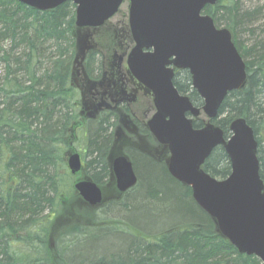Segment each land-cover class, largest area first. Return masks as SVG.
Wrapping results in <instances>:
<instances>
[{"label": "trees", "instance_id": "trees-1", "mask_svg": "<svg viewBox=\"0 0 264 264\" xmlns=\"http://www.w3.org/2000/svg\"><path fill=\"white\" fill-rule=\"evenodd\" d=\"M240 2L218 0L204 13L217 27L231 32L243 24L245 27L258 14L264 15V5L243 11ZM72 7V2H65L39 11L17 0H0V62L5 63L0 77V264H262L255 256L240 254L219 234L212 219L193 200L191 189L175 180L165 165L130 149L126 153L136 168L138 159H146L183 186L185 222L161 233L143 235L148 240L144 244L125 238L110 241V248L102 251L95 247L85 250L83 243L94 236L109 235L114 230L129 232L126 214L137 209L136 205L144 209L162 195L154 188L133 197L147 183L141 177L136 190L123 195L106 189L113 182L106 158L116 115L103 113L97 119H82L80 94L71 81L74 48L67 58L51 59V66L43 67L41 58L52 44L60 55L67 54L65 46L69 43L75 45ZM7 40L9 50L3 47ZM49 42L51 46H46ZM234 42L246 58L247 82L225 98L215 123L228 135L233 119H246L258 141L264 182V41L260 39L252 48L241 46L235 38ZM178 88L186 94L184 87ZM189 96L194 104L201 105L194 90ZM201 123L195 121L194 126ZM80 131L85 150L82 156L91 159L78 178L90 179L103 189L106 200L98 207L81 199L67 167L66 152L77 150L72 143L79 141ZM203 169L218 179L230 174V161L222 147L214 150ZM114 207L118 211L115 216L111 212ZM16 242L25 248L18 250ZM77 245H81L77 251L87 252L85 262L69 253ZM36 250L44 257L36 259Z\"/></svg>", "mask_w": 264, "mask_h": 264}, {"label": "water", "instance_id": "water-1", "mask_svg": "<svg viewBox=\"0 0 264 264\" xmlns=\"http://www.w3.org/2000/svg\"><path fill=\"white\" fill-rule=\"evenodd\" d=\"M17 1L39 11L67 1L75 4L72 76L83 72L89 52L102 55L103 77L88 82V89L94 92L83 100V107L91 111L87 117L118 103L122 77L116 67L123 64L127 80L138 78L153 90L156 112L146 125L164 156L159 157L155 147H148L147 152L164 160L170 175L191 188L194 201L211 217L224 239L240 254L254 255L264 264V183L259 172L258 141L244 118L231 121L228 137L213 122L228 94L242 89L247 79L246 64L230 30L217 28L213 18L202 13L218 0H128L129 23L123 33H130L135 45L126 60L120 41L123 34L110 22L125 0ZM176 69L189 71L192 86L203 99L201 107L174 86ZM122 96L123 101L131 103L129 94ZM201 113L206 117L204 126L195 128L188 114L198 117ZM122 119L126 121L127 117ZM116 135L120 140L116 136L108 161L117 189L124 193L136 185L137 176L124 153L122 131L118 129ZM219 146L231 165L230 174L222 180L202 167ZM66 159L73 175L81 172L82 158L77 151L68 150ZM74 188L91 207L105 203L102 188L90 179L77 180Z\"/></svg>", "mask_w": 264, "mask_h": 264}, {"label": "rangeland", "instance_id": "rangeland-1", "mask_svg": "<svg viewBox=\"0 0 264 264\" xmlns=\"http://www.w3.org/2000/svg\"><path fill=\"white\" fill-rule=\"evenodd\" d=\"M264 5V0H241L240 6L242 7L243 11L244 9L247 10H253L254 8L258 6ZM73 8V14H75V6ZM128 13V4H123L120 9V13L116 15V17L112 18L110 20L115 25V30L118 31L119 34H126L123 33V29L128 25L127 22V16L124 17L122 14ZM232 33L233 39L237 42L241 43V46L246 48H252L255 43L259 44V40L261 39L264 41V15L262 13L258 14V18H255L254 20L249 21L245 27L244 24L241 27L235 28V30ZM73 38V37H72ZM121 45L123 46L124 50H127L130 47L129 41L125 38H120ZM52 42L47 43L46 46H51ZM44 45V46H45ZM70 45V43H69ZM65 46L66 47V53L60 55L58 54L55 46L52 44L53 47L49 48L48 52L44 53L45 55L41 58L43 61V67L47 68L51 66V59L56 60L59 57L67 58L73 48L75 49V45L72 46ZM3 47L5 50L10 49V41H4ZM128 47V48H127ZM127 48V49H126ZM56 56V58H52V56ZM75 55V53H74ZM101 56H95V58L91 61V70L96 71L98 68V62L100 61ZM244 61H246V58H244ZM73 65V64H71ZM5 70V63L0 62V77ZM187 77L186 73H183L179 76V80L182 83V87H186L188 89L187 95L191 94L193 91L191 82H188L185 80ZM137 116L139 117H145V113L143 111H140L137 113ZM222 115L221 117H223ZM205 117V116H204ZM115 129V125L113 127V131ZM79 141L73 142L72 144L75 145L77 150L80 152L82 150L83 153L85 150L84 148V139L82 131L79 133ZM79 145V147L77 146ZM90 157H85L84 165L85 167L88 165V162L90 161ZM140 161H137V173L139 176L147 181L145 185L138 188L137 191L134 193L133 197L135 196H143L147 192L151 191L152 189H157L161 192L162 198H156L152 200L151 202L147 203L144 206V209L141 206H137V209L132 210L128 214H126V226L129 232L126 231H120V230H114L109 235H102L101 237L94 236L90 239H87L83 245L85 250H89L91 247L97 248L99 251H102L104 249H108L111 246L110 241H114L117 239H125V238H134L136 240H139L141 243H146L148 240L143 236L145 234L151 235V234H157L161 233L163 230H167L170 227L173 226H180L185 222L183 218V200L184 197V189L183 186L176 185L169 176L162 170L160 166L154 165V163L151 165V163H145L146 159H138ZM153 165L155 167H153ZM164 165V164H163ZM150 167V168H148ZM147 174V175H146ZM147 176V178H146ZM140 184V183H139ZM139 186V185H138ZM137 186V187H138ZM109 190H114L112 187H108ZM136 190L133 189L132 191ZM126 200V199H124ZM70 207V206H68ZM119 210V209H118ZM112 215L115 216L116 212H118L115 207L111 211ZM111 215V213H110ZM119 215V213H118ZM111 226H100L103 230H111ZM136 231H139L140 235ZM106 232V231H102ZM101 232V233H102ZM135 232V233H134ZM105 236V237H104ZM114 239V240H113ZM81 245H77L76 247L79 248Z\"/></svg>", "mask_w": 264, "mask_h": 264}, {"label": "flooded vegetation", "instance_id": "flooded-vegetation-1", "mask_svg": "<svg viewBox=\"0 0 264 264\" xmlns=\"http://www.w3.org/2000/svg\"><path fill=\"white\" fill-rule=\"evenodd\" d=\"M126 3L128 4L127 1ZM122 16L126 17L127 15L122 14ZM114 17H116V15ZM127 22H128V19H127ZM111 23L113 27H115L113 22ZM129 37H130V33L122 35V38L127 39V41H129V43L131 44L130 47L129 48L127 47L128 49L126 48L127 50H125V53H124L125 60L127 59V56L129 55L130 51L135 45L133 41H130ZM99 39L100 41H102L104 39V35L100 36ZM145 51H151V50L149 49ZM98 55L101 56V54L95 51L88 53L84 61L83 72H80L78 75L75 74V76L73 75L71 78L72 85L76 87L78 93L80 94V98L82 100H86L87 98H90L91 94L94 92V90L90 91L88 89V82L89 81H100L103 77L102 59H100V61L98 62V68L96 69V71H93L90 68L91 61L95 58V56H98ZM91 56H93V59H90ZM116 70L119 76L122 77V78H119L122 84V88H121L122 93H120L118 103L109 109L98 110L97 113H95L92 118L97 119L103 113L115 114L116 115V120H115L116 130L115 132H113V141H112L110 148L114 145L116 136L119 137L118 139L120 140V136L116 135V131L120 129V131H122V139L125 141L124 148L137 151L140 155L144 156L145 158L149 160L150 159L154 160V158H152V155L147 152L148 147L152 148V145L154 144V140H153V136L151 132L146 126V122L149 119H151L156 112V108L154 105V98H153V90H151L144 82L140 81L138 78H131L134 81L127 80V78H125V75H123V72H124L123 64L116 67ZM183 73L189 74L188 71L176 69L174 78L172 79L173 84L177 88L179 93H182V92L179 90L178 86H182V83H183L179 80V76ZM191 79L192 78H185V80L188 82H192ZM184 89H185V93H187L188 89H186V87ZM124 93H127L131 96V99H129L131 103L128 104L126 101L122 100L123 98L122 95ZM79 107L81 108L80 110H82L83 115L91 112V111L90 112L87 111L85 107L83 106L81 107L79 105ZM87 107L89 106L87 105ZM140 111H143L145 113V117L137 116V113H139ZM122 116L127 117L126 121L122 119ZM188 116H191V115L188 114ZM195 121H200V120L196 118V120L194 119L193 122L195 123ZM127 122H130L131 125H127ZM155 144H156L154 146L155 152L158 153L159 157H163L164 155L161 154L162 153L161 146L160 145L158 146V143H155ZM156 147H158V149H156ZM160 163H163L165 165L164 161H161ZM107 164L109 166V172H110L111 164L109 162H107ZM133 166H134V170L136 174V167H135L134 162H133ZM110 175H111L110 178H113L112 171ZM75 179H77L76 175H75ZM137 179H138V176H137ZM112 181H113L112 184L108 186L112 187V189H117L115 179H113ZM138 184H139V179L137 180V183L134 187H137Z\"/></svg>", "mask_w": 264, "mask_h": 264}, {"label": "bare ground", "instance_id": "bare-ground-1", "mask_svg": "<svg viewBox=\"0 0 264 264\" xmlns=\"http://www.w3.org/2000/svg\"><path fill=\"white\" fill-rule=\"evenodd\" d=\"M217 4V3H216ZM247 72V71H246ZM219 114V113H218ZM248 123V122H247ZM201 125H202V123H201ZM249 125V124H248ZM250 126V125H249ZM221 127V126H220ZM251 127V126H250ZM222 128V127H221ZM252 128V127H251ZM223 129V128H222ZM253 129V128H252ZM253 132H254V130H253ZM254 135H255V133H254ZM255 138H256V135H255ZM214 152V151H213ZM146 163V162H145ZM153 167H155L154 165H153ZM148 168H150V167H148ZM151 169V168H150ZM261 169V168H260ZM260 172V171H259ZM208 173V172H207ZM208 174H210V173H208ZM136 175L138 176V179H139V181H140V176H139V174L137 173V170H136ZM211 175V174H210ZM212 176V175H211ZM212 177H214V176H212ZM137 179V180H138ZM263 181V180H262ZM136 187H132V188H130V191H132L133 189H135ZM191 189V188H190ZM191 196H192V190H191ZM193 198V197H192ZM205 212V211H204ZM206 213V212H205ZM207 214V213H206ZM208 215V214H207ZM209 216V215H208ZM209 218H211L210 216H209ZM16 246H17V248H18V250H23V248H25V246H23V244L22 243H20V242H16ZM79 248H77V247H75L74 249H72L69 253H70V255H76L77 254V256H78V258L81 260V261H83V262H85L86 260H87V258H89L88 256H87V252L85 251V250H80V251H77ZM33 255H34V257L36 258V259H41L42 257H44V255H43V253H41V251H38V250H36V251H33ZM252 256H254V255H252ZM256 257V256H255ZM257 258V257H256ZM71 261L72 262H75V260H72L71 259ZM122 262V261H121ZM121 262H119V264H121Z\"/></svg>", "mask_w": 264, "mask_h": 264}]
</instances>
